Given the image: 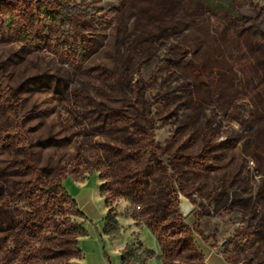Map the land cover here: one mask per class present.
<instances>
[{
	"label": "rangeland",
	"instance_id": "obj_1",
	"mask_svg": "<svg viewBox=\"0 0 264 264\" xmlns=\"http://www.w3.org/2000/svg\"><path fill=\"white\" fill-rule=\"evenodd\" d=\"M0 75V264H264V0H0Z\"/></svg>",
	"mask_w": 264,
	"mask_h": 264
},
{
	"label": "crops",
	"instance_id": "obj_2",
	"mask_svg": "<svg viewBox=\"0 0 264 264\" xmlns=\"http://www.w3.org/2000/svg\"><path fill=\"white\" fill-rule=\"evenodd\" d=\"M95 201V200H94ZM97 201H99V198L97 199ZM78 204V203H77ZM90 204H91V201H90ZM96 210H97V208H96ZM82 211V210H81ZM82 212H84V211H82ZM98 212V211H97ZM106 212V210L104 211V213ZM84 214L86 215V217L88 218V219H90L91 221H92V219H94V218H92L88 213H85L84 212ZM99 214V213H98ZM101 215V213L99 214V216ZM99 216H98V218H99ZM135 230H133L132 231V233L133 234H136L137 236H138V238L142 235V233L144 232V231H141V230H139V228H134ZM92 237V236H91ZM87 238H90V237H87ZM87 238H83L81 241H80V246H79V250H80V252H81V257L80 258H78V259H76V263L75 264H94V263H92V261L90 262V254H89V250L91 249V248H89V246L91 245H89V246H86L89 242H91L92 243V245L95 247V249H96V251H97V253L98 254H96V252L94 251V250H92L97 256H98V261H97V263H95V264H113V262H110L109 261V259H107L105 256H104V254H102V252H101V242H100V240H98L97 238H95V237H92V238H90L91 240L89 241ZM117 242V241H116ZM140 242H142L141 240H140ZM156 242V248L155 249H152V251H154L155 252V254L156 253H159V249H160V244L158 243V241L156 240L155 241ZM116 244V243H115ZM114 244V245H115ZM142 244L144 245V243L142 242ZM146 245V244H145ZM146 248L148 249V250H151V248H148V246L146 245ZM119 250H118V252H119V254H120V251H121V248H118ZM214 258H216V259H214ZM206 259H207V263L208 264H231L230 262H228L225 258H224V256H220V255H209V256H207L206 257ZM211 259V260H210ZM213 260H215V263H213ZM217 260H219L218 262H217ZM121 261V260H120ZM119 261V262H120ZM121 264V263H120Z\"/></svg>",
	"mask_w": 264,
	"mask_h": 264
},
{
	"label": "trees",
	"instance_id": "obj_3",
	"mask_svg": "<svg viewBox=\"0 0 264 264\" xmlns=\"http://www.w3.org/2000/svg\"><path fill=\"white\" fill-rule=\"evenodd\" d=\"M52 18L58 20L59 17H57V15H55L54 17L52 16ZM61 26H62V27H60V29L66 27L65 23H61ZM11 28H12V27H7L8 32H12V31H11ZM0 85H1V86L5 85L4 77H2L1 75H0ZM14 118H15V120H17V121H16L17 125H18V124L20 125L21 122H19V121L21 120V115L19 114L18 109H17V112H15V114H14ZM18 127H20V126H18ZM21 129H22V128H21ZM52 189H54V190H59V191L61 190V191L65 192L66 196H68V197L70 198L71 202H72L74 205L77 206V202H76V201H75V200H74V199H73V198L67 193V191H66L65 188L61 187V189H59V188H57V187H53ZM77 214H78L79 217L84 218V219H87L86 215H85L84 212H82L81 210H78V211H77ZM107 221H108L109 223H111V224L113 223L114 226H113V229H111V230L108 229V228L106 227V228H105V234H106L107 236H111V237H113V238L117 237V235L119 234V231H118V225H117L116 217L113 216L111 213H109L108 216H107ZM141 245H142V244H141ZM137 251H138V249H136L134 246H127V247L125 248V250L122 252L121 261H122L124 264H128L129 256L135 254ZM144 251L148 254V256H149L150 258H152V257L155 256V252L152 251V250L145 249Z\"/></svg>",
	"mask_w": 264,
	"mask_h": 264
}]
</instances>
